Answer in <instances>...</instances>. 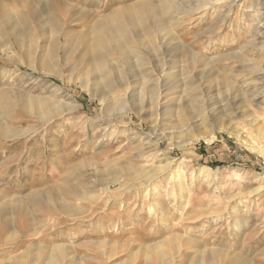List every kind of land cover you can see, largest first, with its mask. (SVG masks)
Returning <instances> with one entry per match:
<instances>
[{"label": "rangeland", "instance_id": "rangeland-1", "mask_svg": "<svg viewBox=\"0 0 264 264\" xmlns=\"http://www.w3.org/2000/svg\"><path fill=\"white\" fill-rule=\"evenodd\" d=\"M0 1L25 32L0 37V264H264V0H71L54 15L58 35L52 2H36L35 18L28 0ZM167 1L183 14L161 11ZM98 53L133 85L112 112L94 90ZM159 59L195 76L194 90H164L175 96L166 115L149 89L138 97L141 71L161 75ZM250 88L259 95L248 102ZM191 94L219 111H201ZM167 162L123 190L134 167Z\"/></svg>", "mask_w": 264, "mask_h": 264}, {"label": "bare ground", "instance_id": "bare-ground-1", "mask_svg": "<svg viewBox=\"0 0 264 264\" xmlns=\"http://www.w3.org/2000/svg\"><path fill=\"white\" fill-rule=\"evenodd\" d=\"M20 1H22V0H20ZM29 1V5H30V7H29V11L30 10H32L33 11V13H34V16H35V18L38 16V13L39 12H41V11H37L38 9H36L35 7H38V6H36V2L37 3H40V1L41 0H28ZM70 1L71 0H45V2H46V4L47 5H45L44 7H40L39 8V10H46L48 7H49V4H50V2H52V22H54L53 23V28H54V30H56L55 31V33H53V34H56V35H58L60 32H61V26H60V24H61V21H60V19L58 18H56L54 15H61V13H62V10H66L67 8H70ZM173 1V0H172ZM171 1V2H172ZM195 1V0H194ZM205 2H212L213 4H215V3H218V2H222V1H225V0H204ZM228 2H230L229 0H227ZM9 2H10V0H9ZM23 2V1H22ZM177 2H178V0H177ZM234 2V1H233ZM237 2V1H236ZM183 5H184V3L183 2H181ZM180 3V4H181ZM204 3V2H203ZM89 4V3H88ZM230 3H228L227 4V6L229 5ZM73 5V4H72ZM182 5V6H183ZM207 4H205L204 6H206ZM219 5V4H218ZM217 6V5H216ZM223 7H225V6H223ZM230 7V6H229ZM44 8V9H43ZM188 8V7H187ZM191 8V7H190ZM189 8V9H190ZM197 8V7H196ZM85 9V8H84ZM173 9V10H172ZM181 9H182V12L180 11V9H179V5L177 4V3H175V5H173L172 3H170V2H166V3H164L163 4V6H162V10L161 11H165V13L166 12H170L171 11V13L173 12V11H176V13L177 12H179V13H177V15L178 14H183V10L185 9H183L182 7H181ZM212 9V8H211ZM223 9V8H222ZM31 11V12H32ZM197 11V10H196ZM220 11V10H219ZM37 12V13H36ZM181 12V13H180ZM160 13V12H159ZM162 13V12H161ZM200 13V12H199ZM219 13V12H218ZM229 13V12H228ZM173 14H174V12H173ZM27 15V14H26ZM25 15V16H26ZM41 15L43 16V13L41 12ZM162 15V14H161ZM160 15V16H161ZM170 15H172V14H170ZM170 15H167V16H170ZM34 16H33V19H34ZM40 16V15H39ZM37 17V18H40V17ZM238 16V15H237ZM256 16H258V15H256ZM31 17H32V15H31V13L30 14H28L26 17H25V20L24 21H27V20H29V19H31ZM59 17V16H58ZM171 17V16H170ZM200 17V16H199ZM165 18V17H164ZM169 18V17H168ZM180 17H178V19H179ZM162 19H163V17H162ZM166 19H167V17H166ZM39 20V19H38ZM168 20V19H167ZM181 20H182V17H181ZM227 20V19H226ZM169 21H170V19H169ZM229 21V20H228ZM20 18H19V16H18V14H16V13H13V12H10L9 13V11H6L5 10V8L4 7H2L1 6V1H0V37L1 36H3V35H5V34H7L8 36H15V37H22V36H24V34H25V32L23 31V30H20V28H18L19 26H20ZM47 23V22H46ZM163 23V22H162ZM165 23H166V20H165ZM168 23V22H167ZM170 23H168L167 25H169ZM174 24V23H173ZM176 24V23H175ZM227 24V23H226ZM42 25V24H41ZM163 26H165V25H163ZM171 26H172V24H171ZM218 26H219V24H218ZM175 27V26H174ZM174 27H172V28H174ZM167 28V27H166ZM170 27L168 26V29H169ZM163 30V29H162ZM160 31V30H159ZM164 32V31H163ZM170 34H171V32H169ZM168 33V34H169ZM205 33V32H204ZM203 33V34H204ZM165 34V33H164ZM167 34V33H166ZM165 34V35H166ZM161 36H162V34H161ZM166 36H168V35H166ZM170 36V35H169ZM168 36V37H169ZM174 36V35H173ZM175 37H177V36H175ZM175 37H173V38H175ZM170 38V37H169ZM212 38V37H211ZM167 40H168V38H166ZM171 39H172V35H171V38H170V41H171ZM177 38H175V40H176ZM175 40H174V43H176L175 42ZM178 40H179V38H178ZM177 41V40H176ZM161 42V41H160ZM179 42H181L182 43V40H180V41H178L177 43H179ZM164 43V42H163ZM162 43V45L161 46H163V45H165V43L163 44ZM250 43H252V42H250ZM180 44V43H179ZM182 45V44H181ZM180 45V46H181ZM184 45V44H183ZM183 45H182V47H183ZM2 46H4V45H2ZM167 46H169V45H167ZM180 46H177L176 47V49H178V48H180ZM185 46V45H184ZM56 47V46H55ZM165 47H166V45H165ZM164 47V48H165ZM170 47V46H169ZM239 47V46H238ZM237 47V48H238ZM247 47V46H246ZM249 47H251V46H249ZM55 49H57V47L55 48ZM160 50H161V47L159 48ZM170 50V49H169ZM174 50V49H173ZM247 50V49H246ZM262 50H264V47L262 48ZM56 51V50H55ZM167 51H168V49H167ZM172 51V50H171ZM189 51V50H188ZM192 51V50H191ZM163 52V51H162ZM166 52V51H165ZM190 52V51H189ZM192 53V52H191ZM231 53V52H230ZM189 54V53H188ZM193 54V53H192ZM233 54V53H232ZM235 54H238L237 52H235ZM257 54H259V53H257ZM130 55V53H127V54H125V55H123V58H125V61H126V64H124L125 66H127V67H129V70H132L133 68H134V64H130L128 61H127V57ZM197 55V54H196ZM229 55H231V54H229ZM232 56H234V55H232ZM232 56H231V58H232ZM243 56V55H242ZM106 57H107V53H105V54H101V53H98L96 56H95V58L94 59H96L97 61L95 62V66L97 67L96 68V70H98V72L96 71V70H94V68H93V70H94V73H95V77H94V80L96 81V83H94V90L97 92V93H99V98H100V100H101V102L102 103H104V105H106L107 104V107H108V111L109 112H112L113 111V104H114V102H121V103H126L127 102V100L128 99H130V92H133V85H132V82H130L129 83V81H125L124 79H123V75L121 76V74L120 73H118V74H115V76H111V71H113V68H114V66H110V65H108L107 64V62H106ZM167 57H169L170 59H173L174 57H173V55H167ZM204 57V56H203ZM239 57L240 58H238V59H240V60H242L241 59V55H239ZM243 57H245V56H243ZM242 57V58H243ZM237 58V57H236ZM162 59V58H161ZM161 59H159V66H156V68L161 72V75H159V76H157V75H151L150 74V72H152V71H150L149 69H151V68H145V70L144 71H141L142 72V74H141V78H140V82L144 85L143 86V88L141 87L140 88V92H139V95H138V97L140 98V99H143V97H144V90L147 88V89H149V92H150V95H149V99L152 101V103H154L155 102V104L157 103V105L158 106H161V105H164L166 102H167V99L168 98H172V96L174 95V94H171V92L169 93V94H163L164 93V90L165 91H167V90H174L176 87H178V86H180L182 83L184 84V85H186V88L187 89H189V90H194V88L196 87V85H195V83L194 82H191L192 80H195V76L192 74V73H187V70H186V72L184 71V69L183 68H178L174 63V61H173V64L170 66V67H168L167 66V62L166 61H164V60H161ZM203 59V58H202ZM192 60H194V59H192ZM197 61H198V58L196 59ZM234 60H235V57H234ZM243 60H246V59H243ZM242 60V61H243ZM176 61V60H175ZM189 61H191L190 59H189ZM200 61V60H199ZM198 61V62H199ZM233 61V60H232ZM241 61V62H242ZM247 61V60H246ZM260 61V60H259ZM138 62V61H137ZM136 62V63H137ZM182 62H183V60H182ZM207 62V61H206ZM229 62V61H228ZM134 63V62H133ZM193 63H195V60L193 61ZM204 63V62H203ZM225 63H227V62H225ZM230 63H231V61H230ZM243 63H246V62H243ZM251 63V62H250ZM147 64V63H146ZM187 64V63H186ZM139 65V64H138ZM200 65H202V62H201V64ZM204 65V64H203ZM207 65V64H206ZM209 65V64H208ZM207 65V66H208ZM219 65H221V64H219ZM234 65V64H233ZM240 65V64H239ZM245 65H247V63L245 64ZM142 66V65H141ZM215 66V65H214ZM228 66H229V64H228ZM236 66H237V64H236ZM242 66V65H241ZM240 66V67H241ZM137 67V66H136ZM183 67V66H182ZM191 67V66H190ZM190 67H188V68H190ZM206 67V66H205ZM205 67H204V69H205ZM258 67H260V65L259 64H254V66H253V69L255 70V69H258ZM187 68V67H186ZM210 69H211V67H209ZM209 68H207V71H208V69ZM215 68V67H214ZM233 68V67H232ZM141 69V68H140ZM192 70L194 69L193 67L191 68ZM245 69V68H244ZM244 69H243V71H244ZM246 69H247V66H246ZM90 70H92V69H90ZM195 70V69H194ZM213 70V69H212ZM198 71V70H197ZM210 71V70H209ZM237 71V70H236ZM242 71V72H243ZM189 72V71H188ZM213 72V71H212ZM212 72H203V81H205L204 82V84L205 85H209V83H210V78H213L212 76H213V73ZM225 72V71H224ZM238 72H239V70H238ZM245 72V71H244ZM249 72V71H248ZM136 73V72H135ZM195 73V72H194ZM237 73V72H236ZM255 73V72H254ZM257 73V72H256ZM137 74H139V73H137ZM153 74V73H152ZM163 74L166 76L165 77V79L164 80H162L161 78H162V76H163ZM238 75V74H237ZM262 75H263V73H262ZM94 76V75H93ZM137 76V75H136ZM178 76H179V78H178ZM264 77V76H263ZM217 78V77H216ZM190 80V83L189 84H187L188 83V81ZM212 81V80H211ZM165 82V83H164ZM196 82H198V81H196ZM207 83V84H206ZM264 84V83H263ZM233 88V87H232ZM252 88H253V86H252ZM210 89V88H209ZM229 89V88H228ZM231 89V88H230ZM176 90V89H175ZM211 90V89H210ZM209 90V91H210ZM242 90V89H241ZM243 91V90H242ZM251 91V88L249 89V90H247V91H245L243 94H245V96L246 97H248V99H247V101L249 102V101H252L253 100V98L254 97H256L257 95H259V94H255L254 92H250ZM248 92H250V96L248 95ZM95 93V92H94ZM121 95H120V94ZM203 93V92H202ZM258 93V92H257ZM262 93H263V90H262ZM120 95V96H118V97H120V99H118L117 98V96H115V95ZM228 94V93H227ZM238 96V95H237ZM264 96V95H263ZM110 97H112V99L113 100H110ZM173 97H175V96H173ZM205 97V96H204ZM216 97V96H215ZM244 97V96H243ZM190 102L191 103H193V104H196L198 107H199V109L202 111V110H204V109H206V110H209L210 112L212 111V112H216V111H219L218 110V108L216 107V103H213V106L211 107V109L209 108L210 107V105L209 106H205V105H207V103H206V99H203L201 96H199V94L198 95H196V94H191L190 95ZM236 98V95L234 96V99ZM245 98V97H244ZM174 99V98H173ZM210 101H213V98L212 97H210ZM263 101V100H262ZM207 102H209V101H207ZM224 102V101H223ZM151 103V102H150ZM175 104V103H174ZM254 104V103H253ZM156 105V106H157ZM195 105V106H196ZM224 105V104H223ZM155 106V107H156ZM157 106V107H158ZM165 106V105H164ZM194 106V107H195ZM225 106V105H224ZM162 108H164V112H165V115H166V113H169V112H167L168 111V107H162ZM161 108V109H162ZM172 108V107H171ZM193 108V107H192ZM259 109V108H258ZM262 109H264V108H262ZM116 110H117V108H116ZM118 110H119V108H118ZM195 110V109H194ZM193 110V111H194ZM124 111V110H123ZM208 112V111H207ZM250 112H252V113H254L253 111H249V114H250ZM244 113H245V111H244ZM248 112L246 111V114H247ZM159 114V113H158ZM244 115V114H243ZM204 116V115H203ZM252 116V114H250V115H248V117H251ZM256 116V115H255ZM168 117V116H167ZM159 118V117H158ZM165 118V117H164ZM198 118V117H197ZM246 118H247V116H246ZM258 117H252L251 118V120H249V122H253V121H255V120H258L257 119ZM162 120V119H161ZM247 122V121H246ZM119 123H121V122H119ZM183 127V126H182ZM261 131V130H260ZM264 131V130H263ZM263 131H261L260 132V134L258 135L260 138H263L264 139V132ZM211 139V138H210ZM213 139V138H212ZM212 141V140H211ZM142 142V141H141ZM171 142V141H170ZM169 142V143H170ZM210 142V141H209ZM150 144V143H149ZM154 144H156V143H154ZM254 144L255 145H257L258 143L257 142H255L254 141ZM145 145H147V144H145ZM150 145H152V144H150ZM154 146V145H153ZM152 147V146H151ZM150 148V147H149ZM158 147H155V148H150V150L148 151V152H146V153H144L145 155L146 154H150V156H152V155H154V154H157V152L156 153H153V152H155V151H157L158 149H157ZM252 149L253 150H256V149H259V147H257L256 148V146H252ZM140 157V156H139ZM138 157V158H139ZM157 158V157H156ZM184 160V159H183ZM182 161V160H181ZM162 163V162H161ZM181 163V162H180ZM183 163V162H182ZM162 165V164H161ZM161 165H159V167H157V168H151V169H147V168H142V169H136V167H134L135 169L133 170L134 171V175H133V177H132V184L133 185H127L126 187H124L123 188V190L126 188V190L127 189H129V188H131V187H133V186H136V187H139V186H141V185H145V184H148L154 177H156V176H158L159 174H163V171H165L166 169H168V168H171V165H172V162H167V163H165L163 166H161ZM131 167H133V166H131ZM130 167V168H131ZM129 171V170H128ZM202 171V170H201ZM210 172V171H209ZM186 173L187 172H185L184 170H175V177L177 178V183H178V188L179 189H181L182 187H183V185H182V183H181V181L183 180V179H185V178H187L186 177ZM194 173V171H192V173L191 174H193ZM128 175V174H127ZM203 175H204V173H203ZM202 175V176H203ZM211 175V174H210ZM239 172L238 171H232V177H236V178H238L239 177ZM174 176V175H173ZM206 176V175H205ZM130 178H131V176H130ZM129 179V178H128ZM262 179H264V175H263V178ZM238 180V179H237ZM232 181H233V179H232ZM262 184H263V182H262ZM175 186V185H174ZM262 187V186H261ZM184 189V188H183ZM167 190V189H166ZM124 192V191H123ZM126 192V191H125ZM187 192H189V191H187ZM111 195V194H110ZM190 195V194H189ZM190 199V198H189ZM188 199V200H189ZM191 200V199H190ZM95 201V200H94ZM94 201H92V203L94 202ZM151 208H150V211H154L155 210V202H153L152 204H151ZM188 206V205H187ZM191 206V205H190ZM155 212V211H154ZM157 213V212H156ZM156 215V214H155ZM82 226V225H81ZM82 230H84L85 232H88V233H91V234H93V233H96L95 231H97V230H95L93 227H90V226H86L85 225V227H84V229L82 228ZM215 254V253H214ZM217 254V253H216ZM237 256V255H236ZM230 258V257H229ZM215 259V258H214ZM240 261V260H239ZM237 259H233L232 261H230V263H227V264H237ZM239 263V262H238ZM173 264H175V263H173Z\"/></svg>", "mask_w": 264, "mask_h": 264}]
</instances>
